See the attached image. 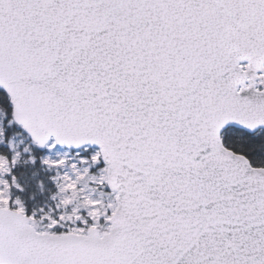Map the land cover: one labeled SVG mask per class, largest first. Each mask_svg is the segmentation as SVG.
<instances>
[{
    "label": "snow or ice",
    "instance_id": "1",
    "mask_svg": "<svg viewBox=\"0 0 264 264\" xmlns=\"http://www.w3.org/2000/svg\"><path fill=\"white\" fill-rule=\"evenodd\" d=\"M0 264H264V0H0Z\"/></svg>",
    "mask_w": 264,
    "mask_h": 264
}]
</instances>
